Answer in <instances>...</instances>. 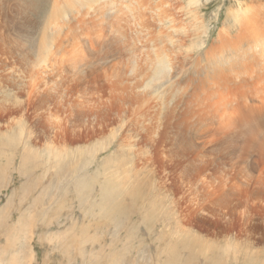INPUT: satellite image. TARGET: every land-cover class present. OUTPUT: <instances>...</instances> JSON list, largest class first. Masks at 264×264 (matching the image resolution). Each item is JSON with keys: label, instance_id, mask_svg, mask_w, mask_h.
I'll return each mask as SVG.
<instances>
[{"label": "rangeland", "instance_id": "rangeland-1", "mask_svg": "<svg viewBox=\"0 0 264 264\" xmlns=\"http://www.w3.org/2000/svg\"><path fill=\"white\" fill-rule=\"evenodd\" d=\"M262 237L264 0H0V264H264Z\"/></svg>", "mask_w": 264, "mask_h": 264}, {"label": "bare ground", "instance_id": "bare-ground-1", "mask_svg": "<svg viewBox=\"0 0 264 264\" xmlns=\"http://www.w3.org/2000/svg\"><path fill=\"white\" fill-rule=\"evenodd\" d=\"M21 164H23V162H21ZM22 166V165H21ZM23 167V166H22ZM261 240H264V238L262 237ZM196 242V241H195Z\"/></svg>", "mask_w": 264, "mask_h": 264}]
</instances>
